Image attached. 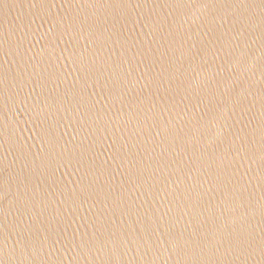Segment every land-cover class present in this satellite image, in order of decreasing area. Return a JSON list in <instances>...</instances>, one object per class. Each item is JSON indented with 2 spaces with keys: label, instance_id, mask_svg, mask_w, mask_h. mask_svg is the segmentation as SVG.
<instances>
[{
  "label": "water",
  "instance_id": "obj_1",
  "mask_svg": "<svg viewBox=\"0 0 264 264\" xmlns=\"http://www.w3.org/2000/svg\"><path fill=\"white\" fill-rule=\"evenodd\" d=\"M0 264H264V0H0Z\"/></svg>",
  "mask_w": 264,
  "mask_h": 264
}]
</instances>
